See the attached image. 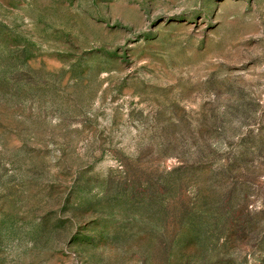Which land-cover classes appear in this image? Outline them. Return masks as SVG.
<instances>
[{
	"label": "rangeland",
	"instance_id": "rangeland-1",
	"mask_svg": "<svg viewBox=\"0 0 264 264\" xmlns=\"http://www.w3.org/2000/svg\"><path fill=\"white\" fill-rule=\"evenodd\" d=\"M0 264H264V0H0Z\"/></svg>",
	"mask_w": 264,
	"mask_h": 264
}]
</instances>
